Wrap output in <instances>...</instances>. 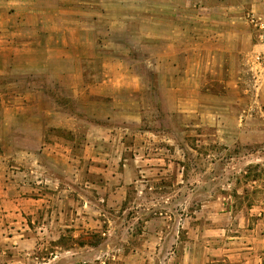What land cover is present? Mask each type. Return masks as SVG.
Here are the masks:
<instances>
[{
    "label": "crops",
    "instance_id": "0c3cea01",
    "mask_svg": "<svg viewBox=\"0 0 264 264\" xmlns=\"http://www.w3.org/2000/svg\"><path fill=\"white\" fill-rule=\"evenodd\" d=\"M263 18L264 0H0V264H264V200L196 164L250 138L179 129L264 77Z\"/></svg>",
    "mask_w": 264,
    "mask_h": 264
},
{
    "label": "rangeland",
    "instance_id": "374dc122",
    "mask_svg": "<svg viewBox=\"0 0 264 264\" xmlns=\"http://www.w3.org/2000/svg\"><path fill=\"white\" fill-rule=\"evenodd\" d=\"M257 23H261L264 33V18ZM244 85L246 89L242 94L209 98L210 106L215 107L210 123L207 117L205 125L179 129L182 138H250L243 145L214 143L212 148L206 146V150L210 148L215 152L214 157L198 158L196 164L208 167L211 162L213 183H229L231 193L248 192L256 200H264V77L258 81L246 79ZM179 121L183 122L181 114L175 119ZM174 127L177 131L176 123ZM252 138L257 141L252 142ZM197 179L209 182L210 177L209 174L198 175Z\"/></svg>",
    "mask_w": 264,
    "mask_h": 264
}]
</instances>
